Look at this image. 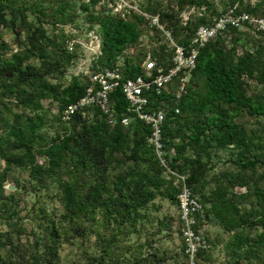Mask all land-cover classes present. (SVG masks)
Wrapping results in <instances>:
<instances>
[{"label":"trees","instance_id":"16d2710c","mask_svg":"<svg viewBox=\"0 0 264 264\" xmlns=\"http://www.w3.org/2000/svg\"><path fill=\"white\" fill-rule=\"evenodd\" d=\"M172 1L144 0L141 5L159 13L181 44L189 45L198 27L219 15L211 0ZM229 2L238 3L237 12L264 14V0ZM203 6L201 14H191L184 23V10ZM80 16L102 40L93 71L120 66L123 79L145 74L148 52L161 65H171L170 42L133 8L115 11L102 0H0V163H5L0 164V222L9 228L6 235L0 231V264H68L61 246L92 233L94 251L86 250L85 259L70 264H172L166 262L170 258L174 264H188L180 214V248L169 255L170 249L162 252L154 245V235L168 222L152 209H160L158 197L178 206L179 189L149 143L150 126L141 120L121 122L128 107L122 87L110 94L117 123H110L98 105L62 119L65 108L85 94L90 82L84 73L65 79L85 55L78 42L70 49L76 38L65 31ZM3 28L17 34L15 52ZM230 30V39L219 35L200 48L189 90L180 100L175 94L184 72L160 94L151 92L149 106L165 108L166 157L175 170L189 173L188 184L203 203L204 217L212 215L228 233L230 264H264V31ZM148 31L153 33L151 41L158 42L152 48L143 40ZM220 163L223 168L217 170ZM7 181L14 182V191H6ZM52 187L59 190L62 217L48 214L39 202L33 204L32 211L38 208L33 217L46 218L38 223L39 234L24 241L25 193ZM236 187L246 190L238 192ZM203 220L200 215L197 230H202ZM133 235L146 239L129 243ZM210 257L201 247L198 263Z\"/></svg>","mask_w":264,"mask_h":264},{"label":"built area","instance_id":"2783aa9c","mask_svg":"<svg viewBox=\"0 0 264 264\" xmlns=\"http://www.w3.org/2000/svg\"><path fill=\"white\" fill-rule=\"evenodd\" d=\"M134 7V6H133ZM238 3L231 6L225 12L220 13L213 21L202 24L196 30L195 36L189 45L178 43L172 32L161 21L159 13H149L144 9H137L143 14L152 27L159 29L166 39L170 42L172 48L171 65L166 67L161 65L158 58L151 52H148L143 66L146 73L135 77L123 79V73L120 66L108 67L103 70L93 71L92 64L96 55L102 52V40L100 35L92 30L89 40L75 39L70 42V49H73L74 43L78 42L82 45L85 55L80 57L77 62V73H84L90 77L89 85L85 94L79 98L77 102L70 103L62 114V119L67 121L72 114L83 107H91L98 105L110 123H117L118 118L114 114L111 105L110 94L116 87L121 86L128 100L127 113L121 118L124 125H129L132 120H141L150 126L151 134L149 143L154 148L155 156L159 159L161 165L166 168L168 177L174 178V184L179 189V214L182 220L181 234L187 242V253L189 254L188 264L198 263V252L200 248H207V238L202 230H197L196 225L198 217L203 213L204 206L198 195L188 184L189 173H183L175 170L169 159L166 157L164 148L163 131L166 121L167 112L165 108H150V93L160 94L167 82H170L180 72L184 75L179 79L176 98L180 100L189 90L190 74L197 67L200 48L205 46L211 40L219 35L231 38L232 32L230 28L236 27L244 29L250 27L253 33L264 31V14H253L246 10L237 12ZM205 6L202 7L204 11ZM200 14L202 13L199 12ZM191 13L186 14L183 19L186 23ZM239 53L242 48H239ZM180 109L176 108V112Z\"/></svg>","mask_w":264,"mask_h":264},{"label":"rangeland","instance_id":"374dc122","mask_svg":"<svg viewBox=\"0 0 264 264\" xmlns=\"http://www.w3.org/2000/svg\"><path fill=\"white\" fill-rule=\"evenodd\" d=\"M169 2L170 4L173 3L172 0H164ZM214 3V8L216 10L217 14H220L222 12H225L228 10L231 6L229 5L230 0H211ZM260 0H245V2H250L251 4H254L255 2H258ZM102 2L108 3L109 7H113L115 11L125 9L133 8L137 11V9H142V5L144 3V0H102ZM102 6V3L98 5V8ZM134 6V7H133ZM203 11L202 8L198 7H192L191 9L188 8L183 11L181 14V18H184L186 14H198L199 12ZM208 12L207 14H209ZM212 13V11H211ZM213 14V13H212ZM47 28L51 32H53L52 25L47 23ZM89 23L86 21L84 16H80L78 20L74 23H69L65 26V31L69 33H73L75 35L76 39L81 40H89L91 38V31L88 29ZM58 32V31H55ZM153 34L152 32H146V35L143 36V40L145 43L150 45V48L153 47V45H158V42L151 41L150 35ZM3 35L5 40L10 42L12 44L13 51L15 52L19 46L17 44L16 38L17 34L11 29V28H3ZM21 39L24 38V33L20 36ZM230 42V41H229ZM38 61V60H36ZM77 65V64H76ZM75 64L69 68V71L67 72L65 79L66 81H69L71 78V74L77 73V66ZM56 81V79H54ZM45 104H49V100H45ZM52 111L57 112L58 106L53 105ZM1 166H4L5 163L2 161ZM223 168L222 163L216 167V169ZM10 184H14V182H6V191H14L9 188ZM15 185V184H14ZM213 185H209L206 188V191L208 192ZM246 188L236 187V191L243 192ZM59 190L55 187H52L50 190L44 189L41 193H25V200L21 203L22 206H25V209L22 212V215L24 216L22 221V227L25 231L22 233V237L24 238V241L26 240V237H30L31 239L34 237V232H37L39 234V221H44L46 216L40 215L39 217H33L36 214V211H32L31 207L33 204L38 203L39 205H44L45 209L48 214H55V216L58 218L62 217V205L59 195ZM158 204L161 205L159 210L152 209L153 214L158 215L161 220H164L168 222V224L164 225V230L159 231L154 235V245L159 246L162 252H165L164 250H171L168 252V254H174L179 248L181 244V237L177 231L178 229V221H177V215L179 214V207L166 199H161L160 197L157 198L156 201ZM27 205V206H26ZM204 213H202L203 217V227L202 230L204 231V235H206V238L208 239V247L207 250L211 253V257L209 260H206L205 264H230L231 256L227 253L225 245L227 244L228 240V233L222 229L216 219H214L211 215V217L205 218ZM156 223H159L156 221ZM96 227V225L94 226ZM8 226L4 222H0V231L2 233H5V235L8 233ZM146 238L143 237L141 240L137 239V235L131 236V239L129 240V243H140L141 241H144ZM96 240L95 233H92L91 236L85 237L83 239H79L80 242H76L75 244L72 242H66L64 243L60 248V254L64 261V263H72V262H79L80 260H83L86 258V250L94 251V248L92 247V242ZM212 240V241H210ZM147 254V253H146ZM154 259V257L152 258ZM167 263L174 264L173 259H168L166 261Z\"/></svg>","mask_w":264,"mask_h":264},{"label":"water","instance_id":"95a60500","mask_svg":"<svg viewBox=\"0 0 264 264\" xmlns=\"http://www.w3.org/2000/svg\"><path fill=\"white\" fill-rule=\"evenodd\" d=\"M9 188H10L11 190H15V189H16V185H14V184H10V185H9Z\"/></svg>","mask_w":264,"mask_h":264}]
</instances>
